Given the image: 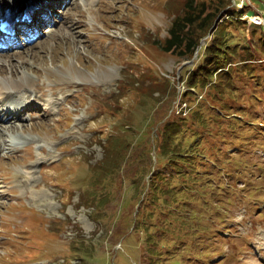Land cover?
Returning a JSON list of instances; mask_svg holds the SVG:
<instances>
[{
    "label": "rangeland",
    "instance_id": "374dc122",
    "mask_svg": "<svg viewBox=\"0 0 264 264\" xmlns=\"http://www.w3.org/2000/svg\"><path fill=\"white\" fill-rule=\"evenodd\" d=\"M27 1L22 18L46 4L40 17L48 23L25 26L0 50V59L13 56L0 61V80H19L22 71L33 79L18 95L30 111L0 120L8 132L0 133V264H264V49L255 52L264 27L251 17L264 18V0H232L239 20L252 4L230 30L257 64L253 77L235 69L236 101L225 102L242 114L217 130L229 136L242 126L243 141L230 136L222 147L210 144L213 131L193 125L194 114L225 116L215 91L188 93L186 85L213 35L192 60L163 50L187 0ZM176 117L192 124L189 153L205 139L204 176L168 193L153 227L135 219L148 205L141 197L157 169L161 128Z\"/></svg>",
    "mask_w": 264,
    "mask_h": 264
},
{
    "label": "trees",
    "instance_id": "16d2710c",
    "mask_svg": "<svg viewBox=\"0 0 264 264\" xmlns=\"http://www.w3.org/2000/svg\"><path fill=\"white\" fill-rule=\"evenodd\" d=\"M251 2L253 1L251 0ZM251 6L252 4L244 3L241 12H237L241 18L239 20L232 13V0L201 1L199 3L195 0H187L184 10L174 19L169 35L163 43V50L167 53H172L180 59L192 60L202 45V40L210 34L213 35V38L200 51L199 55H202L203 62L188 73L186 85L188 93L197 89L204 90L203 87L208 86L209 89L215 91L213 97L215 96L214 98L222 106L215 110L222 111L225 114L224 117L217 112V116H210L207 119L197 114L193 116V125L197 126V131H201V129L213 131L208 140L212 139L210 144L214 147H222L223 143L221 142L230 136H233V141L238 139V141H243L241 140L242 126H237L229 136H227V130H217V128L227 117L231 118L232 114H242L241 109L225 102L229 97L236 101L234 97V93L237 91L235 69L237 68L238 71L241 70L242 73L251 75V77L254 75L252 69L257 64V54H253L252 50L245 43H241L240 38L230 30L233 26L237 27L236 29L241 28L239 24L244 21V16L249 17L254 11ZM257 7L264 9L261 6ZM263 44L264 32L261 31L255 44L256 53L263 51ZM240 52L245 53L246 57L242 58ZM234 63L237 64L235 68ZM244 66L246 67L243 68ZM217 94H220L218 98ZM187 95L185 92L184 97ZM235 117L238 119L239 116ZM191 125L187 117H176L161 128L159 134L161 142L157 145V169L150 180L149 192H146V185L143 197H141V201L144 200L143 202L148 205L142 204V210L139 211L135 220L152 219L154 220L153 227L157 226L160 217L154 211L163 209L167 205V194L180 191L178 187L186 182V178L192 179L193 175H196V178L199 179L204 176L201 168L205 160L199 153L205 148V144L202 145L205 139L203 138L201 143L196 142L191 153L188 152V148H185ZM249 141L247 140L246 143ZM228 144L229 142H226L225 145ZM224 152L227 153L225 150Z\"/></svg>",
    "mask_w": 264,
    "mask_h": 264
},
{
    "label": "bare ground",
    "instance_id": "6f19581e",
    "mask_svg": "<svg viewBox=\"0 0 264 264\" xmlns=\"http://www.w3.org/2000/svg\"><path fill=\"white\" fill-rule=\"evenodd\" d=\"M30 1H27V0H21V1H16V0H0V8L2 12L6 13V10L8 8H11L12 11H18V12H21L22 10V7L28 5ZM47 5L46 4H43L37 8H33V11L34 13L32 12V15L33 17L37 18L38 21L36 23H32V24H29L27 22H24V23H21L22 26H27V27H38V24L41 22V23H44V24H47L48 22L46 20H44L43 18L40 17V13L43 12L45 9H46ZM29 10V9H28ZM36 10V11H35ZM29 13V11H28ZM53 14H54V10H53ZM18 22H16L15 20L12 21V25L13 27L17 24ZM12 27V26H11ZM65 34V33H63ZM61 36V35H60ZM62 38H64L62 36ZM62 46V45H61ZM59 47V46H58ZM60 48V47H59ZM58 48V49H59ZM71 50V49H70ZM166 52V51H165ZM14 55V54H13ZM10 58L13 59V56H9L7 58H2L0 59V61H4V62H9L10 63ZM54 59V58H53ZM23 61V60H22ZM6 62V63H7ZM15 63V61H13ZM12 62V63H13ZM16 66V65H15ZM24 67V65H23ZM0 71L3 73L2 71V67H0ZM17 70V69H16ZM108 70V69H107ZM21 72V71H20ZM114 72V70H113ZM112 72V74H113ZM19 73V71L17 72ZM105 73V72H104ZM103 73V74H104ZM21 79L19 80H12L14 77H7V78H4V80H0V97L3 98V99H6V102L4 104V107H3V113L2 114H5L2 118H0L1 122H10L12 120H21L23 115L30 111L29 108H27V104H26V99L27 97H19V93H21L22 91H28L31 87V83L33 81V79L31 77H29L28 75L25 74L24 71H22L21 73ZM16 72L15 71H12V76H16ZM81 75V74H80ZM109 75V74H107ZM82 77V76H81ZM83 78V77H82ZM86 78V77H85ZM91 78V77H90ZM8 79V80H7ZM92 80V79H91ZM110 80V79H109ZM109 80H107L109 82ZM18 93V94H17ZM29 93V92H28ZM16 100L15 104H11L10 101L12 100ZM21 101V103H20ZM33 104H29V107H31ZM2 111L0 110V113ZM1 134H7L8 132H6V128H1ZM8 135V134H7ZM2 147H5V144L2 143L1 145ZM20 170L17 172V176L19 175H23V178H24V175L25 176V183H28L27 179L29 180V178L27 177L28 173L25 174L22 172L19 174ZM24 181V180H23ZM21 182V181H20ZM24 183V184H25ZM23 184V183H22ZM24 186V185H23ZM39 192H37L38 194ZM49 195V194H48ZM34 196V195H33Z\"/></svg>",
    "mask_w": 264,
    "mask_h": 264
},
{
    "label": "built area",
    "instance_id": "2783aa9c",
    "mask_svg": "<svg viewBox=\"0 0 264 264\" xmlns=\"http://www.w3.org/2000/svg\"><path fill=\"white\" fill-rule=\"evenodd\" d=\"M258 19H256V21H257Z\"/></svg>",
    "mask_w": 264,
    "mask_h": 264
}]
</instances>
